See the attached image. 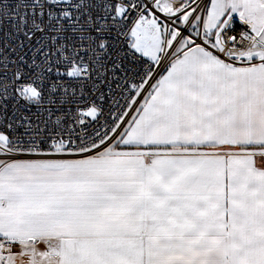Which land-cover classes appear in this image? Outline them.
Here are the masks:
<instances>
[{
  "label": "snow or ice",
  "instance_id": "1",
  "mask_svg": "<svg viewBox=\"0 0 264 264\" xmlns=\"http://www.w3.org/2000/svg\"><path fill=\"white\" fill-rule=\"evenodd\" d=\"M0 264H264V0H0Z\"/></svg>",
  "mask_w": 264,
  "mask_h": 264
}]
</instances>
